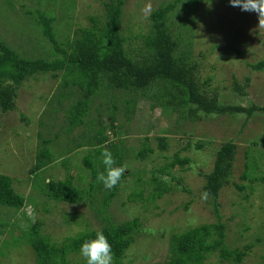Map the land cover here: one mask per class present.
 I'll use <instances>...</instances> for the list:
<instances>
[{
	"label": "rangeland",
	"instance_id": "obj_1",
	"mask_svg": "<svg viewBox=\"0 0 264 264\" xmlns=\"http://www.w3.org/2000/svg\"><path fill=\"white\" fill-rule=\"evenodd\" d=\"M103 1L107 0H0V37L22 56L56 58L59 54L51 53L53 45L37 24L36 10L41 8L55 16L58 40L66 42L79 28L90 25L91 18L105 21ZM175 1L125 0L121 31L129 37L128 56L135 60L142 57L144 37L151 31V15L145 18L143 7L150 3L153 12ZM258 23L255 12L233 7L229 0H179L168 18L170 32L179 38L177 53L185 49L190 60L198 63L196 76L205 95L215 97L223 106L248 108L264 107V67H254L264 61V28ZM208 77L211 82L205 85ZM60 81L52 72L30 76L17 88L16 108L0 111V172L11 175L17 191L28 197L24 210L0 206V249L5 251L3 255L0 251V264H36L31 246L14 239L37 221H42L43 233L57 242L86 228L102 227L98 209H102L106 190L87 165L90 161L99 166V172L104 171L101 153L96 151L99 142L87 143L98 128L105 129L103 147L111 151L115 162L119 159L127 166L128 174L106 215L114 223L141 216L147 229L120 264L163 262L171 233L216 221L212 197L202 198L203 186L205 174L212 171L216 153L226 142L236 144L231 183L218 196L228 227L227 240L234 248L251 246L240 264L264 262V184L258 180L264 176V111L256 110L250 116L247 112L207 115L198 111L200 117L195 118L186 111L180 114L171 107L156 106L152 95L161 90L159 84L152 85L148 96L103 87L89 101L84 124L67 133L70 108L79 94L74 88L63 91ZM129 101L133 102L132 109ZM112 111L115 131L109 123ZM163 137L168 142L166 149L159 147V138ZM42 138L51 140L47 145L51 162L32 173ZM144 145L154 148V152L139 159L135 152ZM175 153L188 157L190 162L157 174L156 170L170 163ZM246 170L249 177L243 179ZM69 174L84 190L85 200L68 203L49 198L44 190L47 182L65 180ZM154 178L173 189L161 198L129 201L128 195L141 184L144 197H153ZM179 179L182 182L177 184ZM235 183H245L247 188L240 190ZM145 251L149 257H145ZM206 261L234 264L220 260L217 253ZM69 264L86 261L76 253L70 255Z\"/></svg>",
	"mask_w": 264,
	"mask_h": 264
},
{
	"label": "trees",
	"instance_id": "obj_2",
	"mask_svg": "<svg viewBox=\"0 0 264 264\" xmlns=\"http://www.w3.org/2000/svg\"><path fill=\"white\" fill-rule=\"evenodd\" d=\"M178 1L170 2L151 13L152 26L151 31L144 37V53L140 59L136 60L135 57L127 55L126 44L129 37L121 31L125 0L103 1L105 21L91 18L90 25L79 28L76 35L66 42L58 40L54 30L55 16L41 8L37 9V24L53 45L51 53L59 54V56L53 59L28 58L20 55L0 37V111L6 113L16 108L17 88L28 77L49 72H52L54 77L61 78L60 86L63 91L74 88L79 94L77 101L70 108L69 126L65 128L67 133L84 124L89 101L103 87L123 90L130 95L139 92L148 96L152 85L159 84L161 90H155L152 95V100L157 102L156 106L171 107L180 114L186 111L189 117L195 118L200 117L198 111L207 115L247 112L249 116L256 110L264 111V107L258 105L249 108L232 104L223 106L217 102L215 97L210 98L205 95V90H202L196 76L198 63L190 60L191 57L185 49L181 54L177 53L179 38L175 39L168 27L169 15ZM254 67L263 68L264 61ZM211 79L208 77L205 85L210 84ZM236 89L241 91L238 86ZM129 104H132L130 107L132 109L133 102ZM111 117L110 128L115 131L113 111ZM104 131V128H98L87 142L91 144L99 142L97 144L100 147L96 148V151L100 153L104 148L102 143L106 140ZM40 133H38L39 137H42ZM159 140V147L166 149L168 147L166 138H159ZM50 142V139L42 138V142L38 144L36 163L31 168L32 173L39 172L51 162V152L47 147ZM186 145L189 146L190 143L187 142ZM197 147H202V145L198 144ZM120 152L118 156L121 158L123 152ZM152 152L154 148L144 145L135 152V156L139 159H146ZM235 155V143L222 144L216 153L212 171L205 174L206 181L203 190L213 199L216 221L171 233L166 260L158 264H208L206 260L212 253H217L222 261L234 264L243 262L251 246L244 245V248L237 246L234 248L229 244L228 227L223 221L224 216L218 202L222 188L231 183ZM188 162H190L188 157L181 158L178 153H175L174 159L163 168L157 169L156 172L165 174L170 167L176 164L184 166ZM87 165L91 168L93 176L97 177L99 166L90 161ZM116 166L125 165L116 159ZM127 176L125 172L115 187L105 188L106 193L101 203L102 209H98L99 218L103 221L101 228H86L63 239L62 242H57L43 233L42 221H37L30 224V228L25 230L21 237H16L14 241L18 244L23 241L31 246L36 264H69L70 255L80 253L82 243L94 238L96 230H102L111 244L113 262L120 264L127 250L133 246L138 237L142 236L144 230L147 231L141 216L114 223L106 215L111 199L115 197L120 184ZM242 177L243 179L249 177L247 170ZM74 178V175L69 174L65 180L50 179L44 190L49 198L56 201L82 202L86 197L85 192L74 183ZM258 180L264 184V176L258 177ZM178 182L181 183L182 179L177 180V184ZM98 183L100 187H104L102 182ZM153 183V197H144V186L141 184L136 186L135 192L128 195L129 201L161 198L173 189L170 184L157 178L153 179ZM235 185L240 190L247 188L245 183H235ZM27 202L28 197L15 188L13 177L0 172V206L15 211L24 210ZM244 229L248 230L249 227L245 226ZM16 243L11 244L15 246ZM0 251L2 255L5 254L4 248ZM149 255L150 253L145 251V257ZM258 264H264V262Z\"/></svg>",
	"mask_w": 264,
	"mask_h": 264
},
{
	"label": "clouds",
	"instance_id": "obj_3",
	"mask_svg": "<svg viewBox=\"0 0 264 264\" xmlns=\"http://www.w3.org/2000/svg\"><path fill=\"white\" fill-rule=\"evenodd\" d=\"M229 2L233 7H240L242 11L255 12L258 16V27L264 28V0H229ZM142 12L144 17L148 18L152 13V5L146 4ZM101 162L104 171L98 172L97 180L102 182L106 189H111L120 181L127 166H116L111 151L106 147L101 153ZM207 195L203 193L202 198L207 199ZM80 253L86 264H113L111 244L102 230H96L94 238L82 243Z\"/></svg>",
	"mask_w": 264,
	"mask_h": 264
}]
</instances>
